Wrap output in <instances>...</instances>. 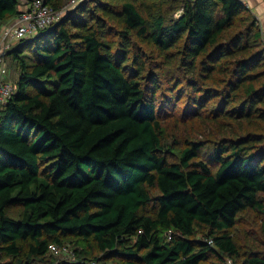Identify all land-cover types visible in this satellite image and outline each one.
<instances>
[{
  "label": "trees",
  "instance_id": "obj_1",
  "mask_svg": "<svg viewBox=\"0 0 264 264\" xmlns=\"http://www.w3.org/2000/svg\"><path fill=\"white\" fill-rule=\"evenodd\" d=\"M46 3L66 9L65 0ZM20 7L0 0V25ZM75 7L9 54L18 79L0 107V256L11 260L0 264H59L50 246L70 249L62 238L77 246L62 264L109 255L123 264H264L231 236L241 213L264 209L257 18L242 0ZM170 108L182 125L218 127L206 154L195 137L167 142Z\"/></svg>",
  "mask_w": 264,
  "mask_h": 264
},
{
  "label": "rangeland",
  "instance_id": "obj_2",
  "mask_svg": "<svg viewBox=\"0 0 264 264\" xmlns=\"http://www.w3.org/2000/svg\"><path fill=\"white\" fill-rule=\"evenodd\" d=\"M72 1L73 0H65V10L71 11L72 8ZM252 14V13H251ZM254 15V14H253ZM256 18L257 16L254 15ZM260 25V21L257 18ZM262 30V29H261ZM262 33L264 34V31L262 30ZM264 42V41H263ZM8 70L10 73L9 83H11L14 86V91H17L16 82L18 79V72L16 69V66L13 63V60L8 57ZM1 107V106H0ZM169 114L168 117L164 119L165 125H167L168 130V139L167 142L170 144H174L175 140L181 141L182 143H185V141L188 138L195 137L198 141H201L204 143V154H206L209 148L212 147V143L216 141V138L221 134L219 132V129L217 126H213V124L207 123V125H204L202 122L194 121L192 123L184 124L182 125V119L181 116V110H176L174 112L173 110H166ZM155 195L158 194L157 191L154 192ZM260 199L262 202V205L264 207V194L260 195ZM13 216L18 217L20 209L15 208L12 210ZM264 209L262 210H254L249 209L243 213H241L238 217V222L236 226L231 230V236L234 240V242L238 245L239 250L241 252V255L248 256L251 253L257 254L259 256L264 257ZM202 232H200L197 236V239L201 240L203 239ZM64 244L68 245L70 249L75 250L77 248L75 244V239L73 238H62ZM49 256H52V254H49ZM104 257V253H99L95 251L94 257ZM54 261L56 263L62 264L65 263V261H68L70 259L69 256L66 255H60L55 256ZM8 261L11 259H7L6 257L0 256V261ZM50 259H48L49 261ZM105 261L102 262V264H123V260L120 257H116V255H109L106 256ZM230 261V259L227 260V263ZM50 263V262H49ZM207 264H217V261L209 262ZM226 264V263H225Z\"/></svg>",
  "mask_w": 264,
  "mask_h": 264
},
{
  "label": "built area",
  "instance_id": "obj_3",
  "mask_svg": "<svg viewBox=\"0 0 264 264\" xmlns=\"http://www.w3.org/2000/svg\"><path fill=\"white\" fill-rule=\"evenodd\" d=\"M83 0H73L72 7ZM21 14L10 24L5 25L0 30V61L2 56L16 44L23 40L35 37L43 31L58 23L65 10L55 11L47 5L46 0H21ZM264 41V34H263ZM9 73L6 65L0 68V106L5 105L14 94V86L9 83ZM54 254L74 257L68 247L50 246ZM92 264H98L94 262ZM228 264H234L232 260Z\"/></svg>",
  "mask_w": 264,
  "mask_h": 264
},
{
  "label": "crops",
  "instance_id": "obj_4",
  "mask_svg": "<svg viewBox=\"0 0 264 264\" xmlns=\"http://www.w3.org/2000/svg\"><path fill=\"white\" fill-rule=\"evenodd\" d=\"M247 8L249 9V11L256 15L257 18L259 19L260 21V25H261V29L264 31V0H242ZM14 19H11V20H8L6 23H4L3 25H0V28L4 27L5 25L7 24H10ZM12 49V48H11ZM10 50H8L1 58V61H0V68L3 66V65H6L7 66V69H8V57L9 54L7 53H10ZM8 73H9V70H8ZM10 78V73H9V77H8V80Z\"/></svg>",
  "mask_w": 264,
  "mask_h": 264
},
{
  "label": "water",
  "instance_id": "obj_5",
  "mask_svg": "<svg viewBox=\"0 0 264 264\" xmlns=\"http://www.w3.org/2000/svg\"><path fill=\"white\" fill-rule=\"evenodd\" d=\"M85 1H90V0H83L82 2H85ZM76 8H77V7H74L73 9H71L70 14H71L72 12H74V11L76 10ZM70 14H69V15H70ZM69 15H67L66 18L69 17ZM61 23H62V21H59V22L56 23L54 26H52L51 28L47 29L46 31H43V32L40 33L39 35H36L35 37H32V38L27 39L26 42H25V44H28V43L34 41L35 39H37V38H39V37H41V36H43V35H45V34L51 32L52 30H54L55 28H57ZM7 54H10V53H7Z\"/></svg>",
  "mask_w": 264,
  "mask_h": 264
}]
</instances>
